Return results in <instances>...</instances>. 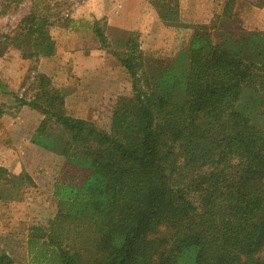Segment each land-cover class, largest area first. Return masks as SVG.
<instances>
[{"label":"trees","instance_id":"1","mask_svg":"<svg viewBox=\"0 0 264 264\" xmlns=\"http://www.w3.org/2000/svg\"><path fill=\"white\" fill-rule=\"evenodd\" d=\"M239 1L249 3L228 0L212 25L193 26L189 46L152 74L140 33L129 34L126 52L113 57L132 95L118 99L109 133L67 116L61 90L37 70L28 98L12 94L44 117L31 144L81 170L77 185H55L56 229L30 239L48 238L58 250L48 264H83L62 247L64 226L75 221L95 227L86 241L97 245L96 264H264V35L242 27ZM251 4L264 8V0ZM151 10L165 23L180 20V0H144L142 17ZM30 18L31 36L48 37L52 17L39 19L41 28ZM107 28L95 20L104 48ZM44 44L41 58H50L54 43ZM50 122L62 137L53 139ZM33 184L28 173L0 167V201ZM0 264L15 261L0 252Z\"/></svg>","mask_w":264,"mask_h":264},{"label":"rangeland","instance_id":"2","mask_svg":"<svg viewBox=\"0 0 264 264\" xmlns=\"http://www.w3.org/2000/svg\"><path fill=\"white\" fill-rule=\"evenodd\" d=\"M252 1L259 0L241 4L245 7ZM253 10L239 12L240 23L245 30H256L264 35V12L256 14ZM68 16L73 21L70 24ZM146 16L142 17V21ZM30 17L37 20V27L40 28L39 19L52 17L50 25L45 27L48 37L31 36L30 25L26 24ZM95 20H100L102 25L108 24L105 30L107 48L102 47L93 32ZM234 25L241 28L238 20ZM130 33L133 32L110 25L104 0H0V80L7 91V94H0V110L5 113L0 117V160H12L9 151L24 149L27 137H33L44 120V117L41 120L38 111L19 108L12 96L16 94L20 98H28L26 90L34 77V70L49 77L61 90L67 116L88 121L109 133L118 99L132 95V81L113 57L126 52ZM44 41L54 43L55 51L50 58H41L45 50H38ZM177 54L144 52L145 70L149 74L160 71ZM88 63L91 65L88 66ZM24 81H27L25 88ZM47 128L53 139L62 137L63 130L58 125L50 122ZM31 148L32 152L26 151L33 153L42 175L36 178L33 185H25L22 191L27 200L25 203L20 201L15 206L10 205L18 201L22 193L14 201H0V252L14 255L16 264H48L58 255V250L49 244L48 238L36 240L34 245L29 244L27 238L36 233L39 237L40 230L53 232L56 229L59 204L52 200V197L55 198L53 182H56L55 185L65 182L77 185L79 181L72 179L81 177V170L59 156L33 145ZM26 169L21 163L15 164L10 171L20 175ZM28 203L34 211L27 215L23 206ZM64 228L63 248L73 255H81L83 264H96L95 261L101 259V255L96 254V243L86 241L97 237L95 227L88 226L86 221H75Z\"/></svg>","mask_w":264,"mask_h":264},{"label":"crops","instance_id":"3","mask_svg":"<svg viewBox=\"0 0 264 264\" xmlns=\"http://www.w3.org/2000/svg\"><path fill=\"white\" fill-rule=\"evenodd\" d=\"M104 2L106 15L110 19V25L122 31L133 33L139 32L141 35V50L143 52H160L174 55L189 46L194 34L193 26L212 25L214 21L223 14L228 0H180V20L176 24L161 21L158 13L154 10H151L142 21L144 0H104ZM241 3H244V1H239L236 10L239 19V12L243 10L254 9L253 11H256V14L258 12H264V8L260 9L252 5H245V7H243ZM245 4H247V2ZM90 65L91 63H88V66ZM39 115L41 116V120H43V115ZM27 138L28 141L24 143L26 147L24 146V149L23 147L17 149L18 151H16V148L9 151L12 160H0V167L10 170L14 167L16 162L22 163L26 166V172L32 178L33 182H36V178L39 176L41 177L42 173H40L41 171L36 165L37 162L35 156L32 155L33 153L26 151H33L31 148L32 135H29ZM44 174H47V172ZM55 183L56 182L54 181L52 185L54 189ZM24 195L25 193H22L18 201L10 203V205L12 204L15 206L16 204L21 203L20 201L25 203L27 200ZM52 200L59 204L57 198L52 197ZM23 210L26 211L27 215L30 213L32 214L34 211L31 203L23 206ZM30 239V237L27 238L28 243L30 242ZM5 253L16 261L14 255H11L8 252Z\"/></svg>","mask_w":264,"mask_h":264}]
</instances>
